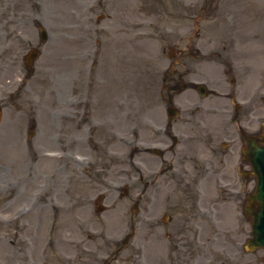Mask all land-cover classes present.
I'll list each match as a JSON object with an SVG mask.
<instances>
[{
	"label": "rangeland",
	"instance_id": "374dc122",
	"mask_svg": "<svg viewBox=\"0 0 264 264\" xmlns=\"http://www.w3.org/2000/svg\"><path fill=\"white\" fill-rule=\"evenodd\" d=\"M230 1L245 19L247 0ZM217 21V0H0V183L18 182L0 191V264H42L43 253L55 264H156L155 248L164 257L166 238L151 231L149 173L142 180L138 170V158L151 157L134 149L151 143L152 92L170 55L187 53L196 38H217ZM34 48L42 54L29 71L24 57ZM82 86L102 95L85 114L93 135L96 119L114 112L117 127L123 111L124 140L110 136L100 148L83 123L58 110L60 145L45 148L60 149L61 161L34 159L31 143H56L47 137L55 88L69 96ZM99 195L108 197L100 215ZM230 207L217 238L189 237L188 264H264V250L242 249L251 227Z\"/></svg>",
	"mask_w": 264,
	"mask_h": 264
},
{
	"label": "flooded vegetation",
	"instance_id": "af4514ba",
	"mask_svg": "<svg viewBox=\"0 0 264 264\" xmlns=\"http://www.w3.org/2000/svg\"><path fill=\"white\" fill-rule=\"evenodd\" d=\"M235 4L217 0V19L222 21H217V38L192 41L187 53L175 56L152 92L150 144L160 152L150 155L149 163L139 157L138 170L142 180L149 173L152 236L167 241L164 257L155 248L156 264H188L189 237L196 238L195 243L205 235L217 238L230 205L239 207L249 222L245 205L255 183L243 152L250 140L264 136V0H247L245 19ZM81 88L68 91L69 96L55 88L58 103L52 107L55 112H49H54L55 130L47 137L56 143L39 142L38 149L29 145L33 152L61 154L60 149L45 148L60 145L56 120L62 113L58 110L68 111L75 125L83 123L89 140L103 144L115 133L124 135L122 111L117 127L114 112L107 119H96L94 135L101 136L94 137L85 114L93 113L98 93ZM54 160L61 161L60 157ZM13 177L0 183L5 191L18 185ZM37 204L33 200L32 205ZM46 260L43 253L42 264H55L50 257Z\"/></svg>",
	"mask_w": 264,
	"mask_h": 264
},
{
	"label": "water",
	"instance_id": "95a60500",
	"mask_svg": "<svg viewBox=\"0 0 264 264\" xmlns=\"http://www.w3.org/2000/svg\"><path fill=\"white\" fill-rule=\"evenodd\" d=\"M42 42L48 39L45 30L41 32ZM38 53L32 52L29 57L30 62L38 58ZM263 142H264V138ZM262 139L252 143L249 149V160L254 168V175L258 179V186L256 192L250 197V209L248 207L247 213L252 218L253 237L246 245L249 251H256L257 249H264V147L258 145Z\"/></svg>",
	"mask_w": 264,
	"mask_h": 264
}]
</instances>
